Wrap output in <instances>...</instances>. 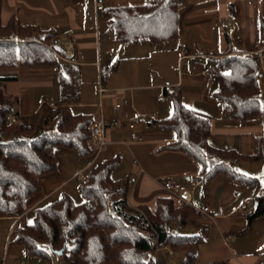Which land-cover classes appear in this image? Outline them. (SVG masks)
I'll return each mask as SVG.
<instances>
[{"label": "crops", "instance_id": "1", "mask_svg": "<svg viewBox=\"0 0 264 264\" xmlns=\"http://www.w3.org/2000/svg\"><path fill=\"white\" fill-rule=\"evenodd\" d=\"M148 3L150 0H108L106 9L99 14L93 0H2L4 25L13 19L21 26H38L58 33L55 46L61 52L62 66L48 72L55 75L50 84L54 83L59 89L60 94L54 97L60 105L67 98L75 113L90 114L97 123L101 118L96 94L99 67L110 69L104 78L107 88L103 99L107 125L105 146L88 158H81L74 149L57 148L58 170L42 178V191L28 200L24 220L30 221L36 208L59 198L66 189L75 187L76 181L86 180L96 164L119 157L112 178L130 181L127 203L131 208L147 206L154 210L158 198L171 197L164 183L172 181L190 194L193 204L222 205L227 209L226 217L217 220L201 215L200 223L207 227L208 236L198 244V264H264V253L244 252L247 250L243 240L263 214L250 220L247 214L252 206L239 207L243 200L251 201L253 188L224 175L202 185V180H197L201 166L181 152L164 149L175 140V135L155 124L172 115L171 94L165 89L177 85L184 104L211 119L210 146L242 154L255 153L263 126L258 123L244 126L227 119L213 98L216 84L208 85L204 70L215 64L217 54L226 52L229 44L236 47L237 40L244 46L257 43L264 0H180L179 36L189 47L187 55L181 54L177 40L155 44L143 40L127 45L116 41L108 11ZM228 21H234V25L223 28L222 23ZM20 89L16 94L20 99L19 116L24 120L40 114L34 88ZM86 89H90L91 96L86 94ZM71 90H75L73 95ZM162 96L164 101L159 99ZM117 104L120 105L118 110L115 109ZM142 114L155 115L157 119L143 118ZM92 146L95 147L93 142ZM236 192L243 193V200L235 198ZM174 201L177 205L183 204L176 198ZM2 220L9 224L1 242L4 247L20 218ZM193 228L199 232L198 228ZM227 234L232 236L229 243L224 240ZM169 251L159 248L154 252L157 264H168Z\"/></svg>", "mask_w": 264, "mask_h": 264}, {"label": "trees", "instance_id": "2", "mask_svg": "<svg viewBox=\"0 0 264 264\" xmlns=\"http://www.w3.org/2000/svg\"><path fill=\"white\" fill-rule=\"evenodd\" d=\"M179 5L180 0H150L148 4L111 8L110 29L116 41L124 45L177 40ZM1 13L2 0L0 70L61 68L55 30L21 26L13 19L4 25ZM214 63L220 80L212 94L223 115L244 126L261 123L264 130L259 82L260 65L264 66V17L259 20L255 45L244 46L237 40L236 47L229 44ZM18 80L17 75H0V219L20 217L12 235L14 243L25 247L27 257L53 264L50 254L63 251L69 264H157L154 252L168 248L173 254L183 253L182 264H198V244L208 236L207 227L200 223L202 216L188 204L177 205L171 197L158 198L154 210L129 207L130 181L112 178L119 157L90 169L80 186L82 203L63 192L36 208L30 221H24L28 200L42 191V178L58 170L57 148L74 149L81 158L94 155L91 144L96 122L90 114L75 113L65 98L58 112L44 119L47 131L42 134H36L39 113L13 123L10 116L19 117L16 108L20 99L5 89ZM165 92L171 94L173 112L155 124L173 132L175 140L163 148L197 162L201 166L197 180H202V185L224 175L252 187V209L247 217H259L264 204L261 181L242 173L237 165L264 162V131L254 154L214 148L208 142L211 119L188 108L180 93ZM114 194L119 198L112 200ZM189 226L198 228V234L183 235L182 229Z\"/></svg>", "mask_w": 264, "mask_h": 264}, {"label": "rangeland", "instance_id": "3", "mask_svg": "<svg viewBox=\"0 0 264 264\" xmlns=\"http://www.w3.org/2000/svg\"><path fill=\"white\" fill-rule=\"evenodd\" d=\"M51 69H56V68L37 69V70H31V71L25 70V69L24 70L23 69L0 70V75H17L19 77L18 82H13L6 86L5 91L8 94L18 97V95L16 94H17V91L20 93L21 87L34 88L36 97H37V101H36L37 108L41 107V109L38 111L40 112L39 114L40 116H39V121L37 124L36 134H42L45 131H47V129L44 127V124H43L44 119L46 117H52L56 114V113L50 112L47 104L45 103L41 104V100L48 99V98H51V97H54L60 94L59 89L58 88L56 89L54 83L50 84L51 79H54L55 77V75L52 76L49 74L48 71H50ZM260 75L261 77H260L259 82H260V88L262 90L261 104H262V107L264 108V66L262 64L260 65ZM219 80H220V76H219ZM213 89L215 90V87ZM70 93L73 95L75 93V90H71ZM87 93H88V96H91L90 89H86V94ZM54 98L58 101L56 97ZM58 106H60L59 101H58ZM18 110H19V107L17 106L16 111ZM58 110H59V107H58ZM19 118L23 120L22 117L20 116L17 117V119ZM258 124L261 125V123H258ZM94 154L95 155L97 154L96 147H94ZM238 169L244 174H248L249 176L260 178L262 189H264V162L254 163V164L247 163V162H240ZM75 183H76L75 187L66 189V193L71 194V196L74 198V200L77 203H82L83 198H82V194L80 191V186L82 182L79 183L78 181H76ZM242 185L244 184L242 183ZM118 198H119L118 194H114L111 197L112 200H116ZM262 210L264 211V207ZM263 211H262L263 214L260 216V218H258L259 219L258 224L255 226L254 230L253 231L249 230L250 232H248V234L243 240L244 245L247 250L244 252L247 254L248 252L250 253L252 251L254 252L259 251V253H264V226H263L264 212ZM27 212H28V209H27ZM8 226H9L8 222H5L4 220L0 221V252L2 251L1 249L3 248V251H2L3 257L0 256L1 264H6L7 259H8V264H47L46 260L42 258L27 257L25 247L14 243V235L10 236L8 244L2 247L3 245L1 242H3V233L6 231V228ZM181 233L186 236H193L195 234H198L197 230H195L193 227L184 228L182 229ZM253 241H254V246L252 245ZM168 253H169L167 254V258L169 259L167 260L168 264H182L183 258H184L183 253L173 254L171 251H169ZM50 258L53 264H69L66 260L65 255H57V254L51 253Z\"/></svg>", "mask_w": 264, "mask_h": 264}, {"label": "built area", "instance_id": "4", "mask_svg": "<svg viewBox=\"0 0 264 264\" xmlns=\"http://www.w3.org/2000/svg\"><path fill=\"white\" fill-rule=\"evenodd\" d=\"M93 1H94L95 10L97 13L100 14L106 9L108 0H93ZM233 25H234V21H228V22L222 23L223 28H230ZM177 45L182 55L188 54L189 47L182 36H179L177 38ZM109 71H110L109 68L99 67L98 86L96 89V94L99 98L98 107L100 108L101 118L92 128V142L94 143V146L97 149V154L105 146L104 131L107 125H106V120H105V116L103 113V99L107 92V88L104 84V77L108 74ZM204 74H205V78H206L208 85H212V84L214 85L219 81L220 72L218 68L213 65L206 67L204 70ZM169 91H171L172 93H178L179 86L173 85L169 89ZM159 99L161 101H164L165 97L162 96ZM44 103L48 105L50 112L57 113L59 106H58V101L54 97L42 100L41 104H44ZM115 109L116 110L120 109V105L117 104L115 106ZM140 116L143 118H150L152 120L157 119L155 115L142 114ZM10 120L13 123L17 122V116L15 114H12L10 116ZM164 187L171 194V198L173 199L176 198L181 203H187L188 205L192 206L198 214L204 217H207L212 220H217V219L226 217L227 215V209L222 205L212 207L209 205L193 204L191 202L190 194L183 191L182 186L178 183L167 181L164 183ZM235 198L239 200H243L244 195L242 192H236ZM249 206H251V201L249 199H245L242 201L239 207L247 208ZM231 239H232V236L229 234L224 236V240L226 243H229Z\"/></svg>", "mask_w": 264, "mask_h": 264}, {"label": "water", "instance_id": "5", "mask_svg": "<svg viewBox=\"0 0 264 264\" xmlns=\"http://www.w3.org/2000/svg\"><path fill=\"white\" fill-rule=\"evenodd\" d=\"M176 233H178V232H176ZM57 255H62L63 254V251H56L55 252Z\"/></svg>", "mask_w": 264, "mask_h": 264}]
</instances>
